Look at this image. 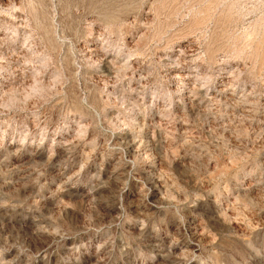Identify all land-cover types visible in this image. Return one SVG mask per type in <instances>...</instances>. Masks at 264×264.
Instances as JSON below:
<instances>
[{
    "label": "rangeland",
    "instance_id": "rangeland-1",
    "mask_svg": "<svg viewBox=\"0 0 264 264\" xmlns=\"http://www.w3.org/2000/svg\"><path fill=\"white\" fill-rule=\"evenodd\" d=\"M0 264H264V0H0Z\"/></svg>",
    "mask_w": 264,
    "mask_h": 264
}]
</instances>
